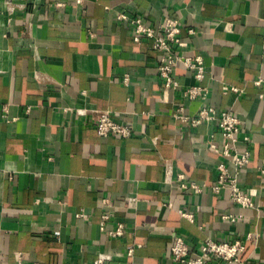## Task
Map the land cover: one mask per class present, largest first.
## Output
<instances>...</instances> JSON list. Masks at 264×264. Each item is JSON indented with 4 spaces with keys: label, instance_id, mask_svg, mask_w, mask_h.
Returning a JSON list of instances; mask_svg holds the SVG:
<instances>
[{
    "label": "crops",
    "instance_id": "1",
    "mask_svg": "<svg viewBox=\"0 0 264 264\" xmlns=\"http://www.w3.org/2000/svg\"><path fill=\"white\" fill-rule=\"evenodd\" d=\"M4 1L0 264H17L19 253L25 264H92L101 252L112 254L108 264H180L171 252L179 236L193 249L207 239H242L245 264H264V0H11L13 12ZM119 14L155 26L180 18L177 51L203 57L204 103L182 98L196 82L183 62L174 71L179 89L163 84L160 52L134 40ZM205 104L242 120L249 141L241 145L252 158L240 181L256 208L235 203L226 188L212 190L223 157L206 142L213 136L222 145L217 121L194 127L172 116ZM92 109L110 110L132 135H99ZM167 168L171 179L182 173L203 191L169 182ZM120 223L123 235L110 236Z\"/></svg>",
    "mask_w": 264,
    "mask_h": 264
},
{
    "label": "built area",
    "instance_id": "2",
    "mask_svg": "<svg viewBox=\"0 0 264 264\" xmlns=\"http://www.w3.org/2000/svg\"><path fill=\"white\" fill-rule=\"evenodd\" d=\"M83 0H77L81 4ZM63 5V3H58ZM5 9L8 12H13L15 4L11 0L3 2ZM119 18L129 20L132 28L133 38L136 41L142 39L149 40L152 48L160 52L159 76L163 84L168 88L179 89V83L175 79V66L179 62H183L187 67L194 71L196 82L181 90L182 98L188 101L201 100L203 103L208 98L210 90L204 85V79L207 73L203 57L201 55L184 56L178 53L177 48L182 43L180 18L176 15L167 16L159 25L151 24L145 17L137 16L129 18L125 14H119ZM194 29H190V33H194ZM264 47V46H263ZM130 76L126 74L123 78L125 84H129ZM263 78L256 80V83H261ZM234 91H239L238 88H233ZM80 114H86L90 110H77ZM95 126L101 136L115 135L120 138H128L133 133V128L116 119L110 110H96ZM173 118L191 126H199L211 120L217 121L218 132L222 137V145L219 147L214 141L213 136L207 140L206 144L222 157L223 161L217 164L218 179L213 185L212 190L215 193L221 192L223 189L230 191L233 201L243 207L256 208L257 204L246 192L241 185L240 173L250 164L252 158L251 149L241 145L242 142L249 141V137L241 138V118L229 110H219L211 105H203L196 114H188L183 106L173 110ZM227 161L232 167H228ZM264 173V169H262ZM167 178L169 182L176 183L179 187L187 188L193 193L198 194L203 191L204 185L199 184L194 180H189L186 176L180 173L176 180L171 179V170L167 168ZM171 205V204H170ZM183 216L189 219L193 215L188 212L180 211ZM78 217H85L87 213L84 211L77 213ZM108 216L104 215L106 219ZM222 218L231 222H236L238 216L234 214H223ZM101 229L106 231L104 223L101 224ZM110 236L119 237L124 233V224L120 223L116 229L108 231ZM252 234H248L247 238H253ZM246 245L244 240L235 239L232 241L207 239L198 248L193 249L183 237H177L172 245V260L180 264H223L229 262L232 264H245L242 255ZM133 249H130L129 254L132 255ZM113 256L110 252H101L92 261V264H108L112 261ZM23 253H19L17 264H25Z\"/></svg>",
    "mask_w": 264,
    "mask_h": 264
}]
</instances>
